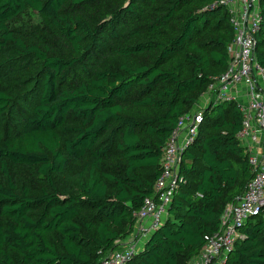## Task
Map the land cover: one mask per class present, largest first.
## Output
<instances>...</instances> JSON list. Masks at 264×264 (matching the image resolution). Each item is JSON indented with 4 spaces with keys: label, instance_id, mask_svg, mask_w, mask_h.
<instances>
[{
    "label": "trees",
    "instance_id": "trees-1",
    "mask_svg": "<svg viewBox=\"0 0 264 264\" xmlns=\"http://www.w3.org/2000/svg\"><path fill=\"white\" fill-rule=\"evenodd\" d=\"M27 10L39 27L18 25ZM232 37L217 0H0V124L20 127L0 131V264H99L131 235L165 143L224 71ZM201 116L166 220L125 264H187L245 191L236 103ZM220 264H264L262 217Z\"/></svg>",
    "mask_w": 264,
    "mask_h": 264
},
{
    "label": "built area",
    "instance_id": "built-area-1",
    "mask_svg": "<svg viewBox=\"0 0 264 264\" xmlns=\"http://www.w3.org/2000/svg\"><path fill=\"white\" fill-rule=\"evenodd\" d=\"M217 2L227 14L233 37L226 47V67L207 90L215 94L211 103H236L242 118L237 139L247 154L252 177L237 201L224 209L218 231L204 237L203 247L187 264H220L240 238V229L246 222L257 217L264 220V67L256 62L254 55L262 23L260 0ZM201 112H189L179 119L162 149L154 194L134 213L133 233L117 242L116 249L99 264H125L163 224L182 180L179 176L181 155L194 143L202 123Z\"/></svg>",
    "mask_w": 264,
    "mask_h": 264
},
{
    "label": "rangeland",
    "instance_id": "rangeland-1",
    "mask_svg": "<svg viewBox=\"0 0 264 264\" xmlns=\"http://www.w3.org/2000/svg\"><path fill=\"white\" fill-rule=\"evenodd\" d=\"M18 25H23L26 28L39 27L41 25V20L35 12L31 10H27L20 16ZM118 63H119V60L117 58H113V59H109L108 61H106V66L108 68H115L118 65ZM214 96L215 94H212L211 92L206 90V92L198 99V103L202 102L204 104L201 105L200 108L195 107L196 110L194 112L202 111L204 108H206L207 105L211 103V101L214 99ZM22 111L23 109H21V107L18 106L16 107L14 113H16L19 116V114ZM8 116L10 118V115H7V117ZM7 117H5L0 124L1 133L4 135H7V134L10 135V134L17 133L20 127L16 124V122L12 121L11 118L9 120ZM193 153L197 155L195 151H193ZM165 220L166 218L164 219V221Z\"/></svg>",
    "mask_w": 264,
    "mask_h": 264
},
{
    "label": "crops",
    "instance_id": "crops-1",
    "mask_svg": "<svg viewBox=\"0 0 264 264\" xmlns=\"http://www.w3.org/2000/svg\"><path fill=\"white\" fill-rule=\"evenodd\" d=\"M204 103L200 102V103H196V105L193 106V108L191 109L190 112H194L196 110V108H200L201 105H203ZM196 107V108H195ZM205 109V108H204ZM183 135V133L181 134V136Z\"/></svg>",
    "mask_w": 264,
    "mask_h": 264
}]
</instances>
